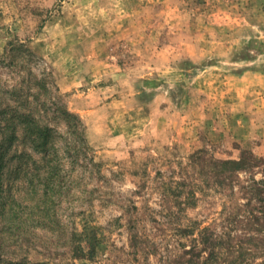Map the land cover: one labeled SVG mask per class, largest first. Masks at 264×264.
I'll return each mask as SVG.
<instances>
[{
    "label": "rangeland",
    "instance_id": "obj_1",
    "mask_svg": "<svg viewBox=\"0 0 264 264\" xmlns=\"http://www.w3.org/2000/svg\"><path fill=\"white\" fill-rule=\"evenodd\" d=\"M2 162L0 264H264V0H0Z\"/></svg>",
    "mask_w": 264,
    "mask_h": 264
},
{
    "label": "trees",
    "instance_id": "obj_2",
    "mask_svg": "<svg viewBox=\"0 0 264 264\" xmlns=\"http://www.w3.org/2000/svg\"><path fill=\"white\" fill-rule=\"evenodd\" d=\"M23 117L30 118L29 114H24ZM34 121L33 118L29 119ZM14 132L9 134V138L13 141L16 138V128L14 127ZM24 135L26 137H30L32 140V145L34 148L42 153V162L46 164L45 172H36L28 179V184L32 192L31 199L35 200L29 204L31 208V212H28L25 217L27 220H37L43 221L46 218H49L52 214L53 204L57 200L54 199L60 192L63 191L64 185L63 180L61 179V168L59 163L54 157H51L54 153L53 151V139L51 138L50 130L47 127L37 126L36 128H32L29 124L24 126ZM3 162L0 164V167L3 166ZM41 171L43 170L42 164L37 165ZM259 183L264 185V179ZM260 189V188H258ZM14 201V200H13ZM15 200L14 203H16ZM27 203V202H25ZM4 207V205L2 206ZM28 208V207H26ZM13 210L14 215V223L13 230H20L22 228V223L24 222L21 218L20 210L17 206H15ZM35 209V210H34ZM4 212V210H3ZM2 212V213H3ZM24 212V208H23ZM13 217V216H12ZM25 220V219H24ZM27 220H25L27 222ZM41 223V222H39ZM87 230V228H86ZM45 264V263H42Z\"/></svg>",
    "mask_w": 264,
    "mask_h": 264
}]
</instances>
